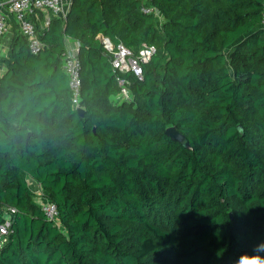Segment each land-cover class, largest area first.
<instances>
[{"label":"trees","instance_id":"trees-1","mask_svg":"<svg viewBox=\"0 0 264 264\" xmlns=\"http://www.w3.org/2000/svg\"><path fill=\"white\" fill-rule=\"evenodd\" d=\"M263 16L264 0H72L38 54L15 33L0 57V222L8 207L17 214L0 264L264 256ZM106 39L134 55L154 48L142 79L114 69ZM67 40L83 115L64 69ZM118 77L130 100L119 98ZM29 180L57 205L62 228Z\"/></svg>","mask_w":264,"mask_h":264},{"label":"built area","instance_id":"built-area-1","mask_svg":"<svg viewBox=\"0 0 264 264\" xmlns=\"http://www.w3.org/2000/svg\"><path fill=\"white\" fill-rule=\"evenodd\" d=\"M64 11L63 0H9L0 2V47L4 37L9 32V15H14L19 25V30L25 36L29 48L33 54H38L43 49L41 34L34 22V18L38 13L47 12L49 14L44 28L47 29L51 16H59ZM144 13L159 16V12L154 8H144ZM264 25V16H263ZM106 48L113 54V67L121 73H132L139 79L143 78V65L151 60L154 48L144 47L139 55H134L130 50L122 45L117 48L109 42H105ZM64 69L70 79V87L73 93V106L75 109L81 110V79L79 75V59L76 48L66 51ZM1 78V73H0ZM120 86L119 98L127 101L130 100L128 89V80L118 77ZM34 202L44 212L48 221L52 222L56 227L62 228L59 221V210L57 205L52 202L44 193L39 185L37 189L32 191ZM17 214L15 208H7V217L3 222H0V249L7 243L14 215Z\"/></svg>","mask_w":264,"mask_h":264},{"label":"crops","instance_id":"crops-1","mask_svg":"<svg viewBox=\"0 0 264 264\" xmlns=\"http://www.w3.org/2000/svg\"><path fill=\"white\" fill-rule=\"evenodd\" d=\"M1 1L2 2H7L9 0H0V2ZM63 4H64L63 13H61L59 16H54L53 15V16H51V18L52 17H59L63 21L66 20V18L68 16V13L70 11V8H71L72 0H63ZM48 17H49V14L47 12H44V13L41 12V13H38L37 16L34 18V22H35L38 30L42 31L40 34H43V32L46 30V28H44V26H45V23H46V20L48 19ZM156 19H157V21H158V23L160 25L162 20H163V17L161 15H159V16L156 17ZM8 22H9V24H8L9 25V32L7 33V35L2 40L1 47H0V57L1 58L8 56L9 50H10V47H11V44H12V41H13V38L15 36V33H17V32L20 33L19 25H18L14 15H9ZM106 41H109V40L106 39L105 42ZM71 48H75V43L67 40L66 41V51L71 50ZM4 72H5V67H4L3 64H0L1 78H2V76L4 74ZM28 186L31 189V191H33L34 189L38 188L39 184L36 181H34V180H29L28 181Z\"/></svg>","mask_w":264,"mask_h":264},{"label":"clouds","instance_id":"clouds-1","mask_svg":"<svg viewBox=\"0 0 264 264\" xmlns=\"http://www.w3.org/2000/svg\"><path fill=\"white\" fill-rule=\"evenodd\" d=\"M256 251L264 252V244H260L257 246ZM237 264H264V256H261L259 254L257 255H242L238 261Z\"/></svg>","mask_w":264,"mask_h":264},{"label":"water","instance_id":"water-1","mask_svg":"<svg viewBox=\"0 0 264 264\" xmlns=\"http://www.w3.org/2000/svg\"><path fill=\"white\" fill-rule=\"evenodd\" d=\"M79 113L82 115L84 114L83 110H79ZM166 135L171 137L174 141H176L178 143L187 145L186 138L182 134H180L175 128H169L166 131Z\"/></svg>","mask_w":264,"mask_h":264}]
</instances>
